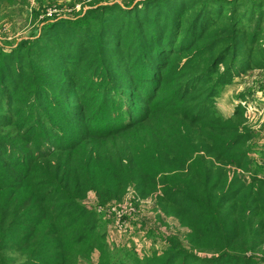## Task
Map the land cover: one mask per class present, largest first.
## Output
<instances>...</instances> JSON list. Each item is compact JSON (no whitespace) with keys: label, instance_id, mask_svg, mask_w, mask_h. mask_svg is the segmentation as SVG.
<instances>
[{"label":"trees","instance_id":"trees-1","mask_svg":"<svg viewBox=\"0 0 264 264\" xmlns=\"http://www.w3.org/2000/svg\"><path fill=\"white\" fill-rule=\"evenodd\" d=\"M254 2H97L0 54V264L14 240L24 264L92 250L106 264L96 205L131 185L188 230L131 264H264V174H239L254 138L244 97L228 116L215 105L264 67Z\"/></svg>","mask_w":264,"mask_h":264},{"label":"rangeland","instance_id":"rangeland-1","mask_svg":"<svg viewBox=\"0 0 264 264\" xmlns=\"http://www.w3.org/2000/svg\"><path fill=\"white\" fill-rule=\"evenodd\" d=\"M26 1L21 0L23 3ZM34 1V7L19 10L10 8L7 13L0 11V54L10 53L23 39L33 40L32 37L37 36L38 32L34 33L42 29L41 25L53 19L72 17L82 20L84 14L96 6L97 2L109 4L115 1L130 5L138 0ZM225 1L228 3L230 0ZM254 1H258L257 5L264 10V0ZM34 13L37 15L34 16ZM257 53L264 56V36L259 37ZM241 97H244L242 102ZM240 102L246 105L244 124L253 131L254 138L247 144L246 157L250 162L248 172L239 174L243 177L253 172L264 174V67L258 68L253 64L247 67L231 84L221 89L215 105L219 114L228 116ZM157 194L156 191L151 196L139 198L131 185L120 199L104 205H96L95 194H88L85 203L96 205L99 216L97 231L105 235L106 264H131L133 259H140L145 254L163 251L169 239L185 244L188 230L175 216L164 210V202L158 201ZM19 245L20 242L14 240L11 246L1 252L6 260H3V264H24L25 255ZM88 255H84L81 264H96L98 251L92 250Z\"/></svg>","mask_w":264,"mask_h":264},{"label":"crops","instance_id":"crops-1","mask_svg":"<svg viewBox=\"0 0 264 264\" xmlns=\"http://www.w3.org/2000/svg\"><path fill=\"white\" fill-rule=\"evenodd\" d=\"M34 6H36V3L34 0H27L25 3L21 2V0H0V11L4 10L5 13L9 12L10 8H13V9L18 8L19 10V8L26 9V7H34ZM4 17L6 16H3L2 18Z\"/></svg>","mask_w":264,"mask_h":264}]
</instances>
